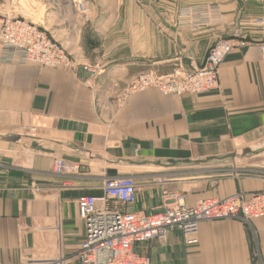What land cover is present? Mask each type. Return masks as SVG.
<instances>
[{"label": "crops", "instance_id": "0c3cea01", "mask_svg": "<svg viewBox=\"0 0 264 264\" xmlns=\"http://www.w3.org/2000/svg\"><path fill=\"white\" fill-rule=\"evenodd\" d=\"M136 1L86 0L82 16L69 15L71 2L48 3L52 36L75 69L0 63V264L59 257L81 264L75 252L85 224L76 201L99 195L106 177H133L136 199L126 209L146 213L160 210L168 195L192 205L264 184V54L257 44L264 31L248 24L264 17V0ZM235 32L251 43L227 53L217 88L125 92L137 74L201 65L219 38ZM56 157L77 163L79 172L55 175ZM196 237L187 245L172 231L136 250L151 264H264V215L249 223L203 220Z\"/></svg>", "mask_w": 264, "mask_h": 264}, {"label": "built area", "instance_id": "2783aa9c", "mask_svg": "<svg viewBox=\"0 0 264 264\" xmlns=\"http://www.w3.org/2000/svg\"><path fill=\"white\" fill-rule=\"evenodd\" d=\"M77 9L85 13L87 6L78 1ZM183 9L182 17L189 16ZM254 29L264 31V17L248 22ZM251 41L235 32L219 38L207 51L201 65L166 76L152 72L137 74L126 86L131 94L155 88L161 94L206 93L219 86L218 70L225 56L234 48H243ZM264 54V39L257 42ZM0 63H35L46 68H72L77 64L67 50L40 25L26 19L21 13L3 14L0 18ZM86 68V67H84ZM79 165L62 157L53 162L57 176L75 175ZM137 183L133 177H106L99 195H81L76 206L79 218L85 224V237L75 252L81 264H151L148 254L136 250V245L164 240L172 231H179L187 245L197 242L198 225L203 220L237 218L245 223L264 215V184L252 192L238 191L219 199L216 197L185 204L168 195L162 208L154 213L128 211L126 207L136 199ZM13 264H26L19 261ZM45 264H63L62 258Z\"/></svg>", "mask_w": 264, "mask_h": 264}, {"label": "rangeland", "instance_id": "374dc122", "mask_svg": "<svg viewBox=\"0 0 264 264\" xmlns=\"http://www.w3.org/2000/svg\"><path fill=\"white\" fill-rule=\"evenodd\" d=\"M79 1H85L86 0H79ZM105 1H111V0H105ZM144 0H137L136 2L140 5L143 3ZM57 3L59 5L63 4H70L71 6L68 7L69 10V15H78L82 16L85 13H81L77 9V3L78 0H0V9L2 7H5L7 10V14L11 15H17L21 13L26 19L31 20L32 22L40 25L43 29L47 31L49 35L52 36L51 32V27H49L48 24V15H47V8H48V3ZM95 4V3H94ZM99 4H106V3H101ZM107 4H111L107 3ZM125 5L127 6V1H125ZM88 10V6L86 11ZM251 174H256V173H251ZM62 258V257H59ZM64 258H62L63 264H78L76 261L73 262H64Z\"/></svg>", "mask_w": 264, "mask_h": 264}, {"label": "water", "instance_id": "95a60500", "mask_svg": "<svg viewBox=\"0 0 264 264\" xmlns=\"http://www.w3.org/2000/svg\"><path fill=\"white\" fill-rule=\"evenodd\" d=\"M5 139H8V140H16L17 137H13V136H7V137H4Z\"/></svg>", "mask_w": 264, "mask_h": 264}]
</instances>
